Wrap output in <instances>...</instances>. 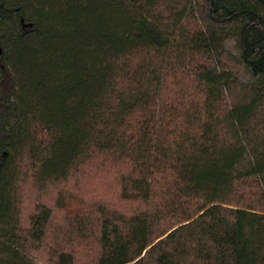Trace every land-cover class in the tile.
Returning <instances> with one entry per match:
<instances>
[{
	"label": "trees",
	"instance_id": "16d2710c",
	"mask_svg": "<svg viewBox=\"0 0 264 264\" xmlns=\"http://www.w3.org/2000/svg\"><path fill=\"white\" fill-rule=\"evenodd\" d=\"M96 161L138 207L27 209ZM45 249L264 264V0H0V264Z\"/></svg>",
	"mask_w": 264,
	"mask_h": 264
},
{
	"label": "rangeland",
	"instance_id": "374dc122",
	"mask_svg": "<svg viewBox=\"0 0 264 264\" xmlns=\"http://www.w3.org/2000/svg\"><path fill=\"white\" fill-rule=\"evenodd\" d=\"M99 161H96L98 163ZM93 167H85L80 170L74 178L69 180L66 184L61 185L59 188H54L46 191L45 193H37L33 191L31 187H28L26 190V202L28 207L32 208L36 201H45L51 207H53L54 220L53 226L57 224L64 225L65 217L67 215V210H58L55 206L56 197L58 195L59 189L65 193L72 194L73 197H80L85 202L102 201L103 203L108 204L113 208H118L125 212H130L134 208L138 207L136 201H125L121 200L118 197V187L114 180V175L110 167H105L103 165ZM77 200L71 202V207L77 206ZM45 253L46 249L41 250L38 254L39 262L42 264L45 263ZM90 257L89 255L82 254L79 257V264H89Z\"/></svg>",
	"mask_w": 264,
	"mask_h": 264
}]
</instances>
